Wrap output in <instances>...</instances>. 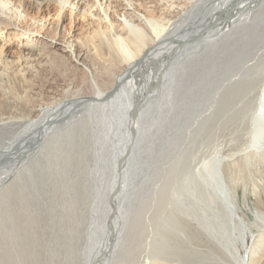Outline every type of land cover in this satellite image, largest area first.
<instances>
[{
  "label": "rangeland",
  "instance_id": "obj_1",
  "mask_svg": "<svg viewBox=\"0 0 264 264\" xmlns=\"http://www.w3.org/2000/svg\"><path fill=\"white\" fill-rule=\"evenodd\" d=\"M15 1V6L21 5L23 22L39 25L37 35L49 37L39 38L32 48L35 36L22 39L11 26L0 33V112L26 114L92 94L91 74L97 64L88 56L96 55L91 36L110 23L123 25L122 10L114 6L118 2ZM130 1L134 9L125 11V17L137 25L138 14L206 23L205 13L216 0ZM253 1L258 11L241 18V25H227L214 44L190 49L169 66L161 56L160 65L139 85L125 88L112 106L86 109L78 124L81 132L72 135L70 145L59 147L75 149L47 156L44 149L30 165L38 161L43 171L21 189L39 203L13 226L7 253L20 255L18 250L26 245L44 250L51 244L60 264H69L71 258L73 264H83L100 244L109 207L106 230L126 235L121 247L138 264L159 258L177 264H237L246 241L237 215L256 232L253 224L260 218L256 220L255 213H264V148L251 143L257 130L255 107L264 97V0ZM244 8L240 3L231 15H244ZM49 38L67 40L74 53L86 54L84 64ZM235 83L245 87L224 102L225 92ZM113 181L116 187L108 201ZM16 182L18 178L0 190V199ZM120 185L121 217L112 225L117 210L110 199ZM74 224L77 234L71 230Z\"/></svg>",
  "mask_w": 264,
  "mask_h": 264
},
{
  "label": "bare ground",
  "instance_id": "obj_2",
  "mask_svg": "<svg viewBox=\"0 0 264 264\" xmlns=\"http://www.w3.org/2000/svg\"><path fill=\"white\" fill-rule=\"evenodd\" d=\"M13 1L16 2L15 0H0V33L8 26H11L14 30H17L14 31V34L22 39L32 40L35 36L37 41L31 44L32 48L35 47L36 42H39V38L48 39L49 36L47 37L44 33L37 35V32L40 31L39 25L37 27L30 26L27 22H23L24 16H22V9H20L21 5L15 6ZM22 1L25 2V0ZM67 1L59 0V3L64 4ZM115 1L118 2L114 4L115 8L122 10L120 18L123 21V25L118 28L110 23L101 30L99 28L95 29L91 36V39H96V55L93 58L90 55L88 56L97 64L96 73L94 75L91 74L92 94L70 97L59 103L47 105L40 110L33 108L26 114L0 112V190L10 180L16 178L19 180V182L9 185L5 190L4 196L0 199V264H60L59 252H52L50 249L51 244H48L44 250L37 248V245H32L31 250L26 245L24 251L18 250L20 255H12L6 251V248L13 244L11 232L13 226L21 219V214L31 212L39 203L38 198L34 199L29 195H22L21 189L28 186L33 176H38L43 171V166L38 161L34 167L30 165L42 154L44 149L46 150L45 156L75 149L66 146L60 151L59 147L63 143L70 145L73 138L72 135L81 132L83 126L78 127V124L82 122L80 116L86 109L91 110L93 107L109 108L121 95H124L122 92L125 88L131 85H139L153 68L160 65L161 56H164L162 60H167L166 66H169L173 64L171 60L174 61L175 57L178 58L179 55L190 49L214 44L215 41L212 40L220 33L222 34L227 25L236 24V22L244 19L245 16L247 19V16H252L254 8H256L253 0H216L210 9L211 11L205 13V15H209L206 23L189 22V24L183 20L180 21L181 18H177L178 20H171V18L164 20L154 18L151 15L146 16L137 13L140 23L135 25L125 17L127 14L125 11L134 9L131 1ZM109 3L105 6H110ZM240 3L245 7L244 15H239L238 17V14L235 15L236 17L231 15ZM100 5H102V2H100ZM255 11H258V9ZM134 14H136L135 11ZM261 16L259 15V17ZM227 17L230 18V20L228 19L229 21H225ZM228 22L230 23L228 24ZM227 29L230 28L228 27ZM50 41H57L63 44L60 47L62 52L69 53L70 57L73 54L76 63L84 64L87 55L80 51L77 54L74 53V49L70 48L67 40L63 41L55 38V40L50 39ZM2 53L3 50L0 48V54ZM184 67L187 68L186 66ZM99 82L104 85L107 84V88H101ZM243 87L245 86L242 83L232 84L225 92L223 101H230ZM22 101L20 99L18 104H21ZM255 108L257 116L255 119L257 124L255 126L257 130L251 137V143L256 147L263 145L262 147L264 148V97L260 98ZM12 109L17 110L18 108L13 107ZM252 126L254 128V124ZM54 131L56 132L52 134ZM121 143H123L122 140ZM123 151L125 153L126 150L124 149ZM261 158L264 159V154ZM119 172L123 174V169ZM114 186L115 181L110 182L107 192L108 201L110 192L113 194V191H115L116 186ZM38 190L44 191L42 187H39ZM122 192L123 189L120 185L115 192L116 195L113 201L112 198L110 199V204L111 202L116 203L117 210L114 218H112V225L116 224L118 215L122 210H119V200ZM229 198L231 199V197ZM231 207L227 206L230 215L234 216L236 214L234 213V208ZM158 211L160 213V210ZM108 213L109 207L107 208V214L105 212L103 216V226L105 228L101 233L100 244L97 250L89 255L83 264H138V259L136 261L135 257L132 258L126 255L124 253L125 249L121 247L126 235L122 237L120 235L122 231L119 234L117 232V235H113L112 230H106V225L109 227V222L111 221L106 224L110 216ZM255 214L256 220L260 218V222L253 224V226L257 227L256 232L253 231L251 225L241 220L240 215H237L236 219L234 218L235 216L233 217L238 221L240 229L244 232L243 235L245 234L244 236H246L245 245L243 244V250L239 252L237 264H264V213L259 209ZM120 217L119 220L121 219ZM113 229L115 231L114 227ZM71 230L77 234L76 224ZM72 240L76 244V240L74 238ZM53 244L56 245L57 242ZM119 246L120 250L118 249ZM74 250L75 248L70 250L72 254ZM73 259L71 258L69 264L74 261ZM139 264L177 263L173 262L172 259L159 258L149 263L143 260Z\"/></svg>",
  "mask_w": 264,
  "mask_h": 264
}]
</instances>
